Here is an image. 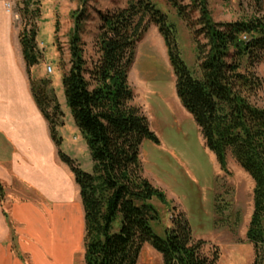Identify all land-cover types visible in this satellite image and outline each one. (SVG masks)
I'll return each instance as SVG.
<instances>
[{
  "label": "trees",
  "instance_id": "16d2710c",
  "mask_svg": "<svg viewBox=\"0 0 264 264\" xmlns=\"http://www.w3.org/2000/svg\"><path fill=\"white\" fill-rule=\"evenodd\" d=\"M191 30L200 76L182 58L175 24L153 0H133L125 8L99 12L101 24L94 43L96 58L85 59L81 39V14L69 41L70 69L62 84L74 122L93 161V173L82 171L61 151L58 128L64 113L49 80L30 74L34 99L50 125L52 140L80 188L84 210V264H138L149 244L164 264H218L220 251L203 253L204 241H195L183 213L176 215L165 238L157 236L152 223L160 214L154 200L168 206L165 193L144 174L141 147L145 140L160 144L148 118L134 104L130 70L137 45L150 26L162 35L176 76V93L198 125L206 147L227 171L229 154L255 182L254 212L247 238L264 246V108L257 105L263 82L254 71L264 59V16L216 23L207 0H166ZM261 5L262 0H256ZM33 0L24 2L29 8ZM199 13L193 21L188 10ZM37 30L24 29L21 44L28 68L39 63ZM0 197L5 199L0 184ZM118 225L116 226V223Z\"/></svg>",
  "mask_w": 264,
  "mask_h": 264
},
{
  "label": "rangeland",
  "instance_id": "374dc122",
  "mask_svg": "<svg viewBox=\"0 0 264 264\" xmlns=\"http://www.w3.org/2000/svg\"><path fill=\"white\" fill-rule=\"evenodd\" d=\"M33 1L29 8L24 3L17 7L22 31L35 27L38 33L36 53L40 59L32 69L33 78L52 82L47 92L53 96L50 92L53 90L65 115L64 126L58 128L60 148L82 171L92 174L91 153L67 106L62 84L63 74L70 69L69 41L75 21L84 14L81 39L85 43V59L91 64L96 58L94 43L101 24L99 12L123 9L133 0ZM153 1L175 24L182 58L199 77L196 46L187 23L166 0ZM207 1L216 23L247 20L260 10L264 16V0L261 5L256 0ZM183 4L189 5L190 0ZM188 12L193 21L199 18V13L191 8ZM48 67L52 73H48ZM254 71L263 82L256 102L264 108V59ZM130 84L135 94L134 104L148 118L160 141L155 144L145 140L141 147L145 176L165 193L169 202L166 206L153 201L160 214L159 221L152 223L154 233L165 238L174 217L183 213L194 240L206 243L203 253L211 256L214 247L219 249L218 264H264V246L256 249L247 238L254 212L255 182L230 154L227 171H222L215 155L206 147L198 125L177 96L176 76L168 51L154 25L137 45ZM73 264H84L81 251L74 252ZM138 264L164 263L162 256L146 244Z\"/></svg>",
  "mask_w": 264,
  "mask_h": 264
},
{
  "label": "crops",
  "instance_id": "0c3cea01",
  "mask_svg": "<svg viewBox=\"0 0 264 264\" xmlns=\"http://www.w3.org/2000/svg\"><path fill=\"white\" fill-rule=\"evenodd\" d=\"M25 1L0 0V264H73L74 252L84 258L80 188L31 91L17 14Z\"/></svg>",
  "mask_w": 264,
  "mask_h": 264
},
{
  "label": "built area",
  "instance_id": "2783aa9c",
  "mask_svg": "<svg viewBox=\"0 0 264 264\" xmlns=\"http://www.w3.org/2000/svg\"><path fill=\"white\" fill-rule=\"evenodd\" d=\"M47 71H48V73H52L53 72L51 67H48Z\"/></svg>",
  "mask_w": 264,
  "mask_h": 264
},
{
  "label": "bare ground",
  "instance_id": "6f19581e",
  "mask_svg": "<svg viewBox=\"0 0 264 264\" xmlns=\"http://www.w3.org/2000/svg\"><path fill=\"white\" fill-rule=\"evenodd\" d=\"M145 86V85H144Z\"/></svg>",
  "mask_w": 264,
  "mask_h": 264
}]
</instances>
